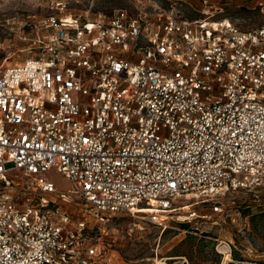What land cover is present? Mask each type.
I'll list each match as a JSON object with an SVG mask.
<instances>
[{"label": "built area", "instance_id": "2783aa9c", "mask_svg": "<svg viewBox=\"0 0 264 264\" xmlns=\"http://www.w3.org/2000/svg\"><path fill=\"white\" fill-rule=\"evenodd\" d=\"M202 5L196 18L172 2L30 25L31 55L0 68V264L101 263L94 228L71 226L58 198L82 199L100 220L156 223L185 199L264 190V25L243 29ZM220 245L219 264H264Z\"/></svg>", "mask_w": 264, "mask_h": 264}, {"label": "rangeland", "instance_id": "374dc122", "mask_svg": "<svg viewBox=\"0 0 264 264\" xmlns=\"http://www.w3.org/2000/svg\"><path fill=\"white\" fill-rule=\"evenodd\" d=\"M211 1L216 18L229 17L243 29L264 25V0ZM172 2H177L186 17L202 15V0H0V68L31 55L23 36L30 25L50 13L88 10L91 15L109 14L119 7L134 12L140 4L152 10L153 5L169 7ZM46 177L57 183L58 192L67 191L69 182L60 173L52 170ZM57 200L71 219V226L84 220L94 228V240L105 247L100 264H159L161 257L173 255H186L190 264H219L223 254L218 247L224 242L232 245L236 255L243 252L264 261V190H235L210 199H185L178 203L187 204L186 210L163 212L162 220L156 223L127 212L100 220V214L76 196ZM219 202L223 210L214 211L213 206ZM184 222L190 225L183 226Z\"/></svg>", "mask_w": 264, "mask_h": 264}, {"label": "trees", "instance_id": "16d2710c", "mask_svg": "<svg viewBox=\"0 0 264 264\" xmlns=\"http://www.w3.org/2000/svg\"><path fill=\"white\" fill-rule=\"evenodd\" d=\"M262 215H264V210L261 212ZM183 226H189L190 224L188 222L182 223Z\"/></svg>", "mask_w": 264, "mask_h": 264}, {"label": "bare ground", "instance_id": "6f19581e", "mask_svg": "<svg viewBox=\"0 0 264 264\" xmlns=\"http://www.w3.org/2000/svg\"><path fill=\"white\" fill-rule=\"evenodd\" d=\"M160 263V262H159Z\"/></svg>", "mask_w": 264, "mask_h": 264}, {"label": "snow or ice", "instance_id": "6c2138e0", "mask_svg": "<svg viewBox=\"0 0 264 264\" xmlns=\"http://www.w3.org/2000/svg\"><path fill=\"white\" fill-rule=\"evenodd\" d=\"M90 187V186H89Z\"/></svg>", "mask_w": 264, "mask_h": 264}]
</instances>
